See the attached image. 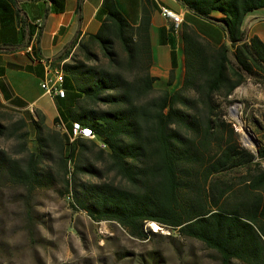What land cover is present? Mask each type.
<instances>
[{"label":"trees","instance_id":"1","mask_svg":"<svg viewBox=\"0 0 264 264\" xmlns=\"http://www.w3.org/2000/svg\"><path fill=\"white\" fill-rule=\"evenodd\" d=\"M178 1L219 27L228 44L212 46L184 28L181 85L157 93L150 18L143 13L133 27L114 0H103L98 32L74 39L52 59L54 65L63 62L65 89L63 98L54 99V126L78 122L95 140L70 143L39 111L25 110L33 149L21 145V157L0 149V180L31 195L53 185L55 164L58 174L69 176L72 206L94 222H113L142 240L158 235L147 227L154 223L202 243L219 264H264V121L254 123L257 148H244L223 107L238 86L264 81V43L242 31L245 17L264 9V0ZM37 7L44 16L60 13L64 0H0V52L28 46L27 10ZM171 64L173 70V49ZM88 144L97 150L96 162L84 155ZM148 255L154 264L161 259L158 252Z\"/></svg>","mask_w":264,"mask_h":264},{"label":"rangeland","instance_id":"2","mask_svg":"<svg viewBox=\"0 0 264 264\" xmlns=\"http://www.w3.org/2000/svg\"><path fill=\"white\" fill-rule=\"evenodd\" d=\"M95 50L99 53L97 47ZM250 83L254 88L248 90L247 98L232 94L230 104L223 107L225 119L238 133L241 146L253 150L260 138L254 123L264 121V81ZM163 84L161 80L156 82L157 93L166 91ZM232 106L237 117L231 113ZM0 125L4 132L0 149L15 157L25 155L21 154L23 144L33 149V137L28 134L21 110L0 108ZM49 128L62 134L58 126ZM83 150L87 159L97 161V150L91 144ZM50 165L55 173L53 185L31 195L24 188L0 180V264H154L150 252L160 253L156 264H219L216 253L202 243L178 238L169 230L158 229V225L148 223V229L157 230L158 235L142 240L131 237L113 222L92 221L72 206L66 183L69 176L65 178L61 171L58 174L56 165ZM80 178L90 180L87 176ZM167 235L177 240L165 238Z\"/></svg>","mask_w":264,"mask_h":264},{"label":"crops","instance_id":"3","mask_svg":"<svg viewBox=\"0 0 264 264\" xmlns=\"http://www.w3.org/2000/svg\"><path fill=\"white\" fill-rule=\"evenodd\" d=\"M103 0H64V10L49 12L46 16L42 7L27 10L31 40L26 48L16 52H0V108L39 111L45 124L54 126L58 116L54 100L43 93L40 82L43 78V61L54 59L74 39L84 40L98 32L100 20L96 17ZM118 10L133 26H139L141 18H150L149 40L152 53L150 74L161 80L163 89H178L184 73L183 52L180 33L189 28L212 46L228 44L224 32L217 26L197 18L186 10L178 0H114ZM167 7L182 15L183 22L177 35L170 29V21L160 13ZM218 17V14H214ZM247 38L258 37L264 43V9L247 15L242 24ZM38 34V36H37ZM175 51L176 67L172 70L171 51ZM37 56V57H35ZM173 71L172 81L170 74ZM254 86L247 81L238 86L233 94L244 98ZM58 125H56L57 127ZM62 132V131H61ZM62 134H65L62 132Z\"/></svg>","mask_w":264,"mask_h":264},{"label":"built area","instance_id":"4","mask_svg":"<svg viewBox=\"0 0 264 264\" xmlns=\"http://www.w3.org/2000/svg\"><path fill=\"white\" fill-rule=\"evenodd\" d=\"M161 15L170 21V26L172 28V33L177 35L180 31L183 18L182 15L173 11L167 7H160ZM44 74L40 82V88L43 93L49 98L54 100L55 98H63L65 96V89L63 87L64 83V72H55L52 59H46L43 61ZM60 129L68 137L70 143H72V137H79L82 139L93 138L91 134H87L83 127H76L71 124L70 128H67L65 123H59ZM160 230L163 228L160 227ZM157 232V230L154 229Z\"/></svg>","mask_w":264,"mask_h":264},{"label":"bare ground","instance_id":"5","mask_svg":"<svg viewBox=\"0 0 264 264\" xmlns=\"http://www.w3.org/2000/svg\"><path fill=\"white\" fill-rule=\"evenodd\" d=\"M62 65H63V62L62 63H59V64H55V65L53 64L55 72H62L63 71L62 70ZM231 113H232V115L234 117H237V113H236V111L234 109H232ZM72 124L74 126H76V127H82L78 122H73ZM58 128H60L59 125H58ZM83 130H85L87 132V134H91L93 137H95V135L91 132V129H89L88 127H83ZM78 138L79 137H72V143L75 142V140L78 139ZM86 139L95 140L93 138H86ZM99 146L102 149H105L106 148V146L104 145V143L103 144L102 143H99ZM152 225L153 226H156V224H154V223H152ZM157 228L159 229L160 227H157Z\"/></svg>","mask_w":264,"mask_h":264},{"label":"water","instance_id":"6","mask_svg":"<svg viewBox=\"0 0 264 264\" xmlns=\"http://www.w3.org/2000/svg\"><path fill=\"white\" fill-rule=\"evenodd\" d=\"M233 108H235L234 106L230 107V110H232ZM257 148V146L255 145V149Z\"/></svg>","mask_w":264,"mask_h":264}]
</instances>
